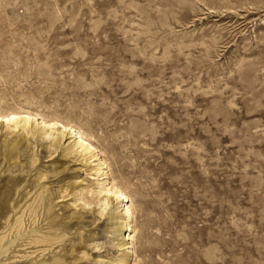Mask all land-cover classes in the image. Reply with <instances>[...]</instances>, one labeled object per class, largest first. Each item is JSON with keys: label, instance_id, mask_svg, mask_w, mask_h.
I'll return each mask as SVG.
<instances>
[{"label": "rangeland", "instance_id": "obj_1", "mask_svg": "<svg viewBox=\"0 0 264 264\" xmlns=\"http://www.w3.org/2000/svg\"><path fill=\"white\" fill-rule=\"evenodd\" d=\"M19 109L101 152L133 201L129 264H264V0H0V113ZM0 127V224L64 233L14 261L110 264L72 139Z\"/></svg>", "mask_w": 264, "mask_h": 264}, {"label": "bare ground", "instance_id": "obj_2", "mask_svg": "<svg viewBox=\"0 0 264 264\" xmlns=\"http://www.w3.org/2000/svg\"><path fill=\"white\" fill-rule=\"evenodd\" d=\"M1 125H4V127L7 128H12L13 130H22L25 134L31 133L33 136L38 134L44 136V138H52L57 134L58 141H63V138L72 139L66 149L69 152L71 151L72 153L77 154L86 164L91 166L89 173L91 171L92 176L90 177L94 181V188L90 189L88 192L92 193L93 201L95 200V204L101 208L99 212L100 215H107L105 219L106 225H109V227L107 228L106 233H109V242L114 248H116V252H118H114L109 263L129 264V259H131L134 254V240L136 238L133 201L129 193L120 187L114 181L115 179H112L105 159L102 157L101 152L93 146L90 137L83 131L84 129L82 130L81 126L80 128L69 122H61L58 119H47L36 113V111L33 112L28 109L10 110L6 113L1 112L0 126ZM18 149V144L11 145V143H9L7 150L8 153L5 154V157L10 158V154L16 152ZM71 195L74 196V201H72L73 205L78 201L82 202L83 205L90 204L84 200L83 190L80 188L76 189ZM5 217V214L0 213V220ZM15 224L17 227L14 237L11 233L13 227L12 224L9 223V219H6L5 223L0 224V264L64 263V256L59 254H53L47 259L33 261L32 258L28 259L32 253L27 255L24 253V255L21 256L25 257L23 260L14 261L16 257L11 254L18 252L16 251V248L27 246V249L36 251L40 250L41 253H43L55 243L61 241L64 237V233H57V228L50 224V222L47 224L46 231L37 227L33 229L30 228L31 230L27 233H24V230H21L22 222L20 219H17L14 222V225ZM10 233L11 238L8 239Z\"/></svg>", "mask_w": 264, "mask_h": 264}]
</instances>
